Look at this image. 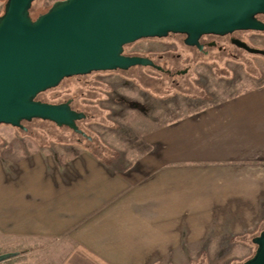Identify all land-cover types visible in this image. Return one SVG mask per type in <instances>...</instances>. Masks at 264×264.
Wrapping results in <instances>:
<instances>
[{
	"label": "crops",
	"instance_id": "1",
	"mask_svg": "<svg viewBox=\"0 0 264 264\" xmlns=\"http://www.w3.org/2000/svg\"><path fill=\"white\" fill-rule=\"evenodd\" d=\"M2 125L0 254L63 238L56 264L185 263L264 230V81L151 121L124 165Z\"/></svg>",
	"mask_w": 264,
	"mask_h": 264
},
{
	"label": "water",
	"instance_id": "2",
	"mask_svg": "<svg viewBox=\"0 0 264 264\" xmlns=\"http://www.w3.org/2000/svg\"><path fill=\"white\" fill-rule=\"evenodd\" d=\"M35 0H6L0 14V124L25 130L23 122L41 119L90 139L77 124L83 111L71 99L51 103L36 96L63 78L93 71L127 70L151 59L124 53V46L169 33L186 34L199 45L205 33L264 32V0H56L32 18ZM252 54L264 49L234 39ZM253 254L239 264H264V230L251 238ZM15 253L0 254V262Z\"/></svg>",
	"mask_w": 264,
	"mask_h": 264
},
{
	"label": "rangeland",
	"instance_id": "3",
	"mask_svg": "<svg viewBox=\"0 0 264 264\" xmlns=\"http://www.w3.org/2000/svg\"><path fill=\"white\" fill-rule=\"evenodd\" d=\"M54 1L35 0L31 7L32 18L45 12ZM176 34L179 33L142 38L124 46L125 54L148 55L171 73L144 66L93 71L65 77L56 87L36 96L38 100L51 103L71 99L74 109L87 114L77 124L90 139L41 119L25 121V130L13 127L14 131L30 135L42 145L87 147L107 162L124 165L144 149L141 133L151 121L172 119L206 102L229 96L249 84L264 81V55L232 48L236 53L234 57L217 54L216 50L209 55L192 52L191 56L183 45L174 47V38L182 37ZM236 34L243 36L250 46L264 49V32L243 30ZM168 48L171 51H167ZM176 53L181 55L178 57ZM159 55L163 57L159 58ZM259 232L254 230L248 238L244 237L242 244L237 240L234 248L226 242L215 253L186 255L185 263L173 264H239L253 254L255 244L251 238ZM16 245L19 253L17 257L15 254L11 257L16 264H56L69 242L60 238L41 241L39 245L20 242Z\"/></svg>",
	"mask_w": 264,
	"mask_h": 264
},
{
	"label": "flooded vegetation",
	"instance_id": "4",
	"mask_svg": "<svg viewBox=\"0 0 264 264\" xmlns=\"http://www.w3.org/2000/svg\"><path fill=\"white\" fill-rule=\"evenodd\" d=\"M262 15H264V14H257V18L264 22V18L261 17ZM237 31H243V30H236V31H233V32L228 33V34H224V35H218V34H212V33L202 34L198 38V44L199 45H197V44H195V45L186 44L185 43L186 34L179 33L176 35H182V37H180V36L175 37L172 43H173L174 47H176L178 45H183L187 49L188 54H190L191 56L193 55L192 52H194L195 54L198 53V54H202V55H209L213 50H216L217 54H222L224 56L234 57L236 55V53H234L232 51V48H236L237 50H245L244 48L234 44L233 43L234 39L244 41L245 43H247L249 45V43L247 42V40H245L243 38V36L236 34ZM259 32H261V31H259ZM169 34H171V33H169ZM167 51H171V49L168 48ZM172 52H173V50H172ZM132 55H139V56L147 57V58L151 59L155 65L160 66L161 69H157L151 65H146L144 67H152V68L159 70V71H162V72L171 73L170 70L165 69L163 66L158 64L152 57H150L148 55H140V54H132ZM180 55L181 54L176 53V56L179 57ZM162 57H163V55H159V58H162ZM136 66H141V65H136ZM86 117H87V114H86L85 118ZM85 118H83L81 120H84Z\"/></svg>",
	"mask_w": 264,
	"mask_h": 264
},
{
	"label": "trees",
	"instance_id": "5",
	"mask_svg": "<svg viewBox=\"0 0 264 264\" xmlns=\"http://www.w3.org/2000/svg\"><path fill=\"white\" fill-rule=\"evenodd\" d=\"M30 15H31V9H30ZM32 17V16H31ZM34 18V17H33ZM65 127V126H64ZM96 153V152H95ZM97 154V153H96Z\"/></svg>",
	"mask_w": 264,
	"mask_h": 264
}]
</instances>
